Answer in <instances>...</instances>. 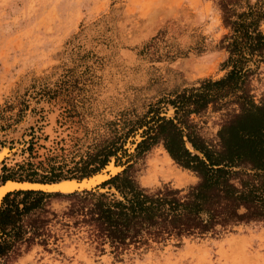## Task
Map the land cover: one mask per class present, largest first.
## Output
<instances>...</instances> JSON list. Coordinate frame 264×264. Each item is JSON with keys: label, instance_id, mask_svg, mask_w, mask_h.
<instances>
[{"label": "clouds", "instance_id": "clouds-1", "mask_svg": "<svg viewBox=\"0 0 264 264\" xmlns=\"http://www.w3.org/2000/svg\"><path fill=\"white\" fill-rule=\"evenodd\" d=\"M253 21L251 34L264 37V0H0V128L7 129L0 138L35 125L48 139L40 141L47 147H37L34 163L56 154L61 137L69 159L84 154L110 139V122L138 104L165 92L202 93L205 85L226 80L235 58L231 45L241 39L233 25ZM239 58L247 69L243 82L225 85L199 110L191 105L185 117L190 132L217 154L224 151L219 133L243 114L241 104L264 107V49L243 48ZM84 68L90 71L82 75ZM69 70L72 79L87 81L83 91L33 99L38 89H60ZM21 100L29 105L23 112ZM69 104L79 112L71 139L64 132ZM30 159L21 156L11 164ZM229 172L222 186L227 181L237 197L250 190V183H261L250 161L236 159ZM127 178L141 199L167 196L182 205L204 183L197 169L170 152L163 136L135 158ZM219 195L211 208L194 214V223L183 225L172 243L129 248L119 258L111 250H96L99 221L93 220L95 202L88 204L86 193L37 196L32 203L41 198L40 203L29 211L20 205V236L5 235L8 247L0 264H264V217H250V207L243 201L233 205L223 190ZM77 205L82 210L74 214ZM153 221L129 225V231L140 241L160 232L167 241L169 221L164 216Z\"/></svg>", "mask_w": 264, "mask_h": 264}, {"label": "trees", "instance_id": "trees-1", "mask_svg": "<svg viewBox=\"0 0 264 264\" xmlns=\"http://www.w3.org/2000/svg\"><path fill=\"white\" fill-rule=\"evenodd\" d=\"M254 23L255 21L252 24L238 23L233 25L237 33L241 34V39L235 40L231 45L235 58L229 61L233 70L228 78L215 85H205L206 90H201L202 93L190 94L181 91L176 93L173 98H168L167 101L175 107L173 117H153V122L143 131L142 138L135 145L137 157L150 142H155L160 136H163L167 140V147L170 152L187 167L197 169L204 177V183L200 186L199 191L194 194L190 203L183 205L174 198L169 199L167 196L159 201H149L147 197L141 199L140 193L134 190L127 178L128 171L134 164L133 161L128 160L120 172L105 182L114 187L118 196H115L114 193H79L87 194L88 204L95 202L93 220L99 221L97 224L99 233L96 237V250L98 252H104V248L107 246L113 256L118 257L129 248H140L149 243H172L184 231L183 225L194 223V214L197 211L202 207L211 208L219 201L221 190L224 191L226 198L230 199L233 205L238 201L245 202L250 207V217H264V107L253 110V108H245V105L241 104V108L244 109L243 114L232 119L219 133L224 146V151L220 154L210 151L207 145L196 138L190 132L185 121L187 109L191 105H196V110H199L205 107L209 100H215L216 96L220 95L222 87L225 85L238 87L239 84L236 82L242 83L246 78L247 69L242 67L243 60L239 58L241 50L246 47L253 50L264 49V37H254L251 34ZM209 89L211 90L208 91ZM244 99L247 100L246 94ZM174 120L179 126L174 123ZM244 134H247V139H245ZM183 137L197 153L184 146ZM115 143L116 140L105 147H95L91 152H86L79 161L81 166L78 174H85L104 163L109 155L120 149L121 144L115 146ZM236 159H239L241 163L250 161L258 170L257 179L261 181L259 186L249 182L250 190L239 197L234 195V189L227 185V181H224L222 186L223 177L231 174L229 169L236 163ZM71 175H76V173ZM57 178L59 177L49 180ZM45 194L51 195V193L41 191L19 190L7 193L3 197L0 206V254L4 253L8 247L4 241L5 235L10 236L15 232L17 237L20 236V231L17 228L20 205L23 204L25 206L24 211L27 212L30 207L37 206ZM18 196H22L23 199L17 198ZM37 196L41 198L32 203L31 198ZM165 208L169 215H164L162 209ZM14 209L15 213L13 212ZM80 210L82 209L77 205L74 214ZM158 216H164V219L169 221L171 225L167 229L169 233L167 241L161 239L160 232L154 235L150 234L147 240L140 241L137 239L138 233L129 231V225L135 227L136 224L143 221L151 223L154 222V217Z\"/></svg>", "mask_w": 264, "mask_h": 264}, {"label": "rangeland", "instance_id": "rangeland-1", "mask_svg": "<svg viewBox=\"0 0 264 264\" xmlns=\"http://www.w3.org/2000/svg\"><path fill=\"white\" fill-rule=\"evenodd\" d=\"M39 12V10H38ZM141 54H144V50H141ZM81 60L85 59V57H81ZM71 71L69 70V73L66 75V78L62 81L60 85V89H42V90H37L35 92V96L33 99H36L37 97H40L41 99L47 98L48 100H54L56 99L60 94L61 90L64 94H70L73 91H83V83L87 82L82 80L80 78L72 79L71 78ZM90 71L89 68H84V73L86 74ZM33 88L36 87L35 84L32 86ZM188 92L187 90H185ZM181 91H175L172 93H167L165 92L162 94L159 98L153 100L150 103L147 104H138L137 107L132 108L128 110L127 112L121 113L120 117L116 121H112L109 124V127L112 130V136L108 140H102L101 142L90 146L91 150L88 152H91L95 147H105L109 145L110 142L115 141V146H118L119 143L121 144V148H123V143L126 140V138L136 129H141L144 131L148 125H150L153 122V115H155L158 111H163V109L168 108L167 112L169 109H172L173 105L170 104L167 99L168 98H173L176 93H179ZM28 93L25 92V96H27ZM37 104L41 103L40 99L36 100ZM21 104L24 106L21 109V112H23L24 108H28L29 105L24 101L21 100ZM172 107V108H171ZM41 111L43 110L42 108L40 109ZM173 110V109H172ZM34 112H36V109H33ZM66 112V120L67 124L64 126V132L67 133V136L69 139H71L74 135L77 134L76 132V125L73 123L74 121H77L79 118V112L76 110L74 106L69 104V106L65 109ZM166 112V117L165 118H170V116H173L172 113L171 115ZM8 127H11L9 125ZM7 129L0 128V131H6ZM143 131H141L143 133ZM140 132V135L142 133ZM40 128L32 125L29 126L28 128L24 129L22 132H20V138L19 135L11 137V136H5L3 138H0V148L5 147L9 145L10 150L16 149L17 144L20 146L21 149L19 151L14 152L12 155V158L8 156H4L0 160V181L3 179H23V180H29V179H42V180H49L54 177H59L63 178L64 176H72V173H76V175H82L78 174L79 169L81 164L79 161L81 158L85 156L86 153L80 154L79 152L74 153L71 156V159H69L68 155L65 154L66 150L63 147V144L67 142L63 137L59 141L55 142L56 146V154L47 156L44 160H41L39 163H34V160L39 159L38 153H37V147L39 146L40 148H46V144H40V141L47 140L48 137L40 136ZM28 139H27V138ZM141 137V136H140ZM138 136H136L137 142L140 140ZM22 142V143H21ZM137 144V143H136ZM128 146L129 144L126 143ZM125 145V146H126ZM74 148L78 147V143L73 145ZM134 148L131 149V153L126 151L123 155V159H127L130 161L135 162L136 158V151H135V146ZM187 147H189V144L187 143ZM120 149H117L116 151H119ZM49 151H52V149H49ZM21 152V153H20ZM25 154L28 157H31L32 159L28 160L26 163H16L15 165L11 164V161L17 160L15 157L18 155V160L19 156H25ZM10 159V160H9ZM17 160V161H18ZM10 163V164H9ZM63 176V177H62ZM75 176V175H73ZM27 177H32V178H27ZM58 179V178H57ZM114 187L111 186L110 190L112 191ZM115 196H118L116 191L114 190ZM52 194V193H51ZM18 196L17 198H19ZM170 244V243H169ZM104 252L108 251V247L105 246ZM112 254V253H111ZM113 255V254H112ZM121 254L120 256H122ZM118 256L117 258H119Z\"/></svg>", "mask_w": 264, "mask_h": 264}, {"label": "water", "instance_id": "water-1", "mask_svg": "<svg viewBox=\"0 0 264 264\" xmlns=\"http://www.w3.org/2000/svg\"><path fill=\"white\" fill-rule=\"evenodd\" d=\"M173 110H172V115H174V110L175 107L172 106ZM168 108L163 109V111H158L155 115H153L154 117H166V112H167ZM173 116H170V118H172ZM174 123L176 125L179 126V124L176 122V120H174ZM141 129H136L135 131H133L124 141L123 143V148H121L119 151H116L114 154L109 155L105 162L102 163L101 165H99L96 169L90 170L88 172H86L85 174L82 175H75V176H67V177H63V178H58L55 180H40V179H29L28 181L30 182H34L36 184L42 185V183H46V182H53V183H57L61 180L63 181H67V183H65L67 186L66 187H62L64 190H68L67 192L69 193H82V192H92V193H106L109 194L110 192V184L105 183L109 178H111L112 176H114L115 174H117L118 172H120L125 165L128 163L127 159H123V155L126 151H128V148L130 145L134 146L136 145L135 143V136L138 134L139 138H142V135H140L139 132L143 131ZM142 133V132H141ZM141 136V137H140ZM134 142V143H133ZM126 143L129 144V146H125ZM183 143L184 146L186 147V139L185 137H183ZM187 149H189L192 152H196L194 151L190 146L186 147ZM197 153V152H196ZM116 167H120L119 170H114ZM18 180H23V179H18ZM6 179H3L2 181H0V183H5ZM18 183V182H17ZM65 186V185H64ZM19 190H34V191H41V192H45V193H60L59 191H43L41 189H16V190H8L6 191L0 200V206L2 203V199L3 197L10 192H15V191H19Z\"/></svg>", "mask_w": 264, "mask_h": 264}, {"label": "bare ground", "instance_id": "bare-ground-1", "mask_svg": "<svg viewBox=\"0 0 264 264\" xmlns=\"http://www.w3.org/2000/svg\"><path fill=\"white\" fill-rule=\"evenodd\" d=\"M172 108V107H171ZM168 114L171 115L172 113V109H169ZM140 133V132H139ZM19 135V138H20V133L18 134ZM17 136V135H16ZM138 136V134L136 135ZM136 136L134 137L135 138V142H137L136 140ZM18 137V136H17ZM27 138V137H26ZM28 139V138H27ZM22 143V142H21ZM134 143V142H133ZM136 144V143H135ZM19 144H17V147L16 149H12L10 150L9 148V145L8 147L5 146V147H1L0 148V160L5 156H8L10 158H12V155L14 152H17L19 151L20 146H18ZM1 146V145H0ZM127 146V145H126ZM129 146V145H128ZM134 144L133 145H130L129 148H128V152L131 153V149H133L134 147ZM186 146H187V142H186ZM21 153V152H20ZM15 154V153H14ZM26 155V154H25ZM20 157V156H19ZM13 159V158H12ZM15 159L18 160V155L17 157H15ZM10 160V159H9ZM10 164V163H9ZM1 166V164H0ZM120 167H116L114 170H119ZM18 182V183H17ZM67 183V181H59L57 183H53V182H46V183H42V185H39V184H36L34 182H29L28 180H17V179H8L5 181V183H0V200H1V197L2 195L8 191V190H16V189H41L43 191H50V192H53V191H59V192H67L68 190H64L62 187H66L67 185L65 184ZM65 185V186H64ZM111 188V186H110ZM111 191V190H110ZM111 192H114V189H112ZM118 194V193H117ZM1 208V207H0Z\"/></svg>", "mask_w": 264, "mask_h": 264}]
</instances>
